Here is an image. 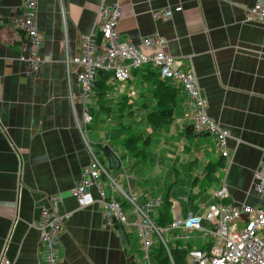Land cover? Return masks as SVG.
I'll list each match as a JSON object with an SVG mask.
<instances>
[{
	"label": "crops",
	"instance_id": "0c3cea01",
	"mask_svg": "<svg viewBox=\"0 0 264 264\" xmlns=\"http://www.w3.org/2000/svg\"><path fill=\"white\" fill-rule=\"evenodd\" d=\"M23 2L0 0V257L12 264H46L39 216L48 208L50 196L59 193V211L68 214L56 248L62 264L144 261L132 228L107 227L98 201L78 208L70 195L90 160L84 138L103 165L107 163L105 192L121 200L128 219L132 218L124 200L128 193L141 204L144 195L169 191L173 220L202 212L221 180L230 203L263 204L253 184L264 163V25L245 21V12L255 0H104L107 6L116 2L121 6V41L138 44L149 36L164 38L165 52L182 70L195 74L208 117L229 132V164L214 150L212 135L184 133L191 107L181 89L171 107L174 120L162 130L145 128L152 140L146 160L139 162L122 141L114 142L124 136L119 135L114 111L122 100L135 110L132 132L142 130L145 112L155 108L148 66L131 70L124 82L111 83L106 102H96L90 91L85 105L93 124L85 122L76 80L80 67L73 59L80 54L82 36L100 35L101 0H36V24L42 35L37 54L42 63L26 76L28 67L18 56L27 38L15 25ZM179 6L181 11H173ZM167 8L172 10L168 18L153 17ZM91 127L98 130L97 139L88 134ZM191 137L193 145L188 146ZM104 146L120 158L118 169L110 168ZM148 166L154 167L152 175L166 171L169 184L161 191L160 180L142 187L149 180ZM89 191L97 199L93 187ZM190 198L193 203L187 209Z\"/></svg>",
	"mask_w": 264,
	"mask_h": 264
},
{
	"label": "built area",
	"instance_id": "2783aa9c",
	"mask_svg": "<svg viewBox=\"0 0 264 264\" xmlns=\"http://www.w3.org/2000/svg\"><path fill=\"white\" fill-rule=\"evenodd\" d=\"M171 11L167 8L154 13L153 17L168 18ZM173 11H181V7H175ZM97 13L102 19L99 37L96 38L94 34L82 36L80 54L73 59V63L80 67L76 80L81 89L85 122L90 123L93 119L85 102L99 70L109 72L113 82L121 83L130 78L131 70L149 65L158 71L162 79H168L180 87L190 102L192 131L212 135L214 150L229 164L228 130L208 117L195 74L190 70H182L179 62L165 52L166 40L149 36L142 38L138 44L121 41L118 31L121 6L117 2L107 6L101 0ZM245 21L264 25V0H255L254 5L245 12ZM15 25L27 38L18 60L28 67L25 72L28 76L38 70L42 63V58L37 54L42 35L36 24V0H24L23 10L15 18ZM69 97L72 101L71 94ZM84 141L90 160L83 168L79 181L70 189V195L78 208L90 207L98 201L107 227H131L148 264L149 253L157 244L163 247L169 263L175 264L172 248L176 243H180L179 247L186 252V264H264V163L256 171V183L253 184V190L263 200L262 205L230 203L228 188L221 180L219 187L212 193L211 202L202 207V212L189 213L184 218L173 219L167 227H161L153 220V216L162 205V195H144V201L138 204L135 194H126L124 200L128 202L132 215L128 219L120 200L105 192L103 180L107 170L97 150L92 149L85 138ZM90 187H93L97 199L89 191ZM61 202L59 193L50 196L48 208L43 209L39 216L40 244L46 264H62L56 248L68 214L60 213ZM191 235L205 238L206 242L200 248L190 247ZM0 264L12 262L1 256Z\"/></svg>",
	"mask_w": 264,
	"mask_h": 264
},
{
	"label": "trees",
	"instance_id": "16d2710c",
	"mask_svg": "<svg viewBox=\"0 0 264 264\" xmlns=\"http://www.w3.org/2000/svg\"><path fill=\"white\" fill-rule=\"evenodd\" d=\"M146 68V74L150 77L148 83L149 94L155 100L154 107L152 110H147L146 122L142 126V130L138 132H132L134 129L133 120L135 110L132 109L131 104L122 100L116 110V122H118L119 135L124 134L122 139L116 138L115 143H120L125 146L127 153L131 154L132 157L136 158L139 162L146 160L148 156V147L150 148L152 140L149 134H145V128H151V131L162 130L165 126H168L174 120V113L171 107H174L177 103V96L180 93V87L168 79H161L159 74L155 72L151 66ZM110 73L107 71L99 70L96 73L94 85L92 91L96 96L99 104L108 100V95L112 90L113 81L111 80ZM125 99V98H124ZM102 107V105H100ZM106 111L111 112V109H106ZM122 118L124 119L122 121ZM184 133L191 135H197V133L192 131L191 125H187L184 129ZM99 149L101 146L99 145ZM220 155V153H218ZM221 156V155H220ZM219 164V162H218ZM217 164V166H218ZM194 180L196 178H193ZM212 181H215L214 176H212ZM169 192V191H168ZM163 192L162 193V205L157 210L155 217V222L161 227H167L172 221L171 206L170 201L171 194ZM170 195V196H169ZM121 201V200H120ZM193 203L191 198L187 203V209L189 205ZM186 252L179 247V243H176L174 248H172V256L175 264H186L185 262ZM149 260L153 264H170L163 247L157 244L151 249L149 253Z\"/></svg>",
	"mask_w": 264,
	"mask_h": 264
},
{
	"label": "rangeland",
	"instance_id": "374dc122",
	"mask_svg": "<svg viewBox=\"0 0 264 264\" xmlns=\"http://www.w3.org/2000/svg\"><path fill=\"white\" fill-rule=\"evenodd\" d=\"M178 98L180 97V93L178 94L177 96ZM93 122H91V126H92ZM185 125H187V121L185 122ZM190 125H191V120H190ZM173 125H170L169 127H167L168 129L172 128ZM92 139H97V135H98V130L95 129V128H92L91 127V131H89L88 133ZM193 140H194V137H191L189 138V143H187L188 146H192L193 145ZM152 152H155V150H153ZM99 158H101V156H99ZM159 160L162 159V157L160 156L158 158ZM102 160V159H101ZM104 167L107 168V163L104 162ZM154 167L152 166H148L146 168V171L148 172L146 178H149V180L146 181V184L144 185V183L142 184V187H149L150 185L156 183L157 180H160V184L158 185V189H161L163 188L164 185H167L169 184L168 183V178H166V174H165V170L163 171H160L158 174L156 175H152V171H153ZM256 174V173H255ZM138 181L139 178H138ZM220 182V181H219ZM213 183H215V181H213ZM117 192V191H115ZM191 205V204H190ZM124 208V207H123ZM125 210V208H124ZM127 228H131V227H127ZM192 237L190 238L189 240V245L190 247H196V248H200L203 246V244L206 242V239L205 238H202V237H196L195 235H191ZM172 244V243H171ZM137 251H139V249H137Z\"/></svg>",
	"mask_w": 264,
	"mask_h": 264
},
{
	"label": "water",
	"instance_id": "95a60500",
	"mask_svg": "<svg viewBox=\"0 0 264 264\" xmlns=\"http://www.w3.org/2000/svg\"><path fill=\"white\" fill-rule=\"evenodd\" d=\"M103 154L106 156V159L109 163L111 169H118L120 166V158L117 155H114L112 151L107 147L104 146L102 148ZM139 264H147L146 260L140 262Z\"/></svg>",
	"mask_w": 264,
	"mask_h": 264
}]
</instances>
